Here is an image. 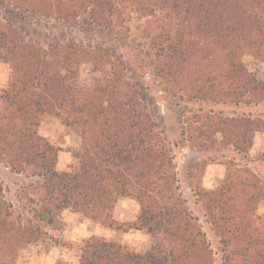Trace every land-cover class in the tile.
I'll return each instance as SVG.
<instances>
[{
  "label": "trees",
  "instance_id": "1",
  "mask_svg": "<svg viewBox=\"0 0 264 264\" xmlns=\"http://www.w3.org/2000/svg\"><path fill=\"white\" fill-rule=\"evenodd\" d=\"M0 7L129 33L165 92L201 104L180 113L182 137L196 147L232 148L246 158L264 130L261 117L215 108L264 101V80L243 60L247 52L264 60V0H0ZM0 59L11 72L0 94V158L31 179L21 188L26 203L18 212L0 183V246L9 256L0 264H16L21 249L47 235L54 210L124 226L113 218L121 196L140 207L125 229L149 232L151 248L140 253L93 236L79 264H215L207 233L182 193L145 73L110 48L76 37L40 43L1 12ZM83 63L97 73L90 84L80 82ZM44 113L81 135L76 169H58V149L38 130ZM201 198L224 264H264V216L256 213L264 179L229 160L220 186Z\"/></svg>",
  "mask_w": 264,
  "mask_h": 264
},
{
  "label": "rangeland",
  "instance_id": "2",
  "mask_svg": "<svg viewBox=\"0 0 264 264\" xmlns=\"http://www.w3.org/2000/svg\"><path fill=\"white\" fill-rule=\"evenodd\" d=\"M0 12L12 18L24 34L40 43L50 41L53 37H76L80 41L102 48H110L116 52V56L122 55L126 62L137 68L138 75L145 73V81L150 86L149 93L161 116L170 142L182 193L187 200V205L207 233V238L214 251L215 264H224L219 239L207 221L201 193L220 186L226 176L229 160L242 162L264 179V130L256 133L252 148L246 158H240L232 148L218 150L196 147L182 137L180 113L184 107L197 109L201 104L185 103L165 92L160 81L153 75V68L144 54L145 49L138 46V42L131 40L129 33H108V31L93 27L88 22H57L54 19L22 13L21 10L13 15L0 7ZM243 60L250 71L259 79L264 80V60L250 52L243 55ZM79 70L80 82L83 84L92 83L93 78L97 76L89 63H83ZM10 80V69L0 59V94ZM215 108L225 113H251L264 119V101L257 105H225ZM38 130L58 149L57 167L59 170L78 167L76 152L82 144L79 133L68 127L54 113H44L41 116ZM30 181L31 179L25 174L14 172L0 158V183L4 188L6 199L13 203L16 212L26 203V199L22 198L21 188ZM139 210V203L135 198L121 196L113 210V218L125 223L120 228L108 226L70 208L54 210L52 212L54 222L48 228V234L21 249L15 262L16 264H79L85 243L93 236L117 242L131 251L145 253L153 244L152 235L142 229H125L129 223L137 220ZM256 213L261 217L264 216V200L258 203ZM8 259L7 252L0 246V261Z\"/></svg>",
  "mask_w": 264,
  "mask_h": 264
}]
</instances>
